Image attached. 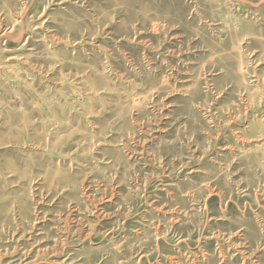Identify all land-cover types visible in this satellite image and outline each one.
<instances>
[{
  "label": "rangeland",
  "instance_id": "374dc122",
  "mask_svg": "<svg viewBox=\"0 0 264 264\" xmlns=\"http://www.w3.org/2000/svg\"><path fill=\"white\" fill-rule=\"evenodd\" d=\"M0 264H264V0H0Z\"/></svg>",
  "mask_w": 264,
  "mask_h": 264
}]
</instances>
